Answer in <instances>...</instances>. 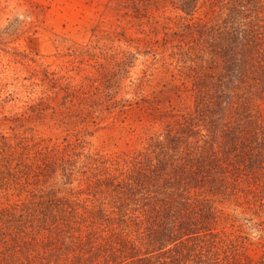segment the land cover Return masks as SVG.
<instances>
[{
	"label": "trees",
	"instance_id": "16d2710c",
	"mask_svg": "<svg viewBox=\"0 0 264 264\" xmlns=\"http://www.w3.org/2000/svg\"><path fill=\"white\" fill-rule=\"evenodd\" d=\"M114 3L79 66L0 100V264H264V0Z\"/></svg>",
	"mask_w": 264,
	"mask_h": 264
},
{
	"label": "rangeland",
	"instance_id": "374dc122",
	"mask_svg": "<svg viewBox=\"0 0 264 264\" xmlns=\"http://www.w3.org/2000/svg\"><path fill=\"white\" fill-rule=\"evenodd\" d=\"M118 1L124 0H0V100H9L5 114L21 112L40 98L47 72L64 75V68L79 66L76 51L94 47L96 31L115 27L119 18L110 8ZM146 21L131 18L125 27L134 32ZM111 134L99 132L94 147L116 150Z\"/></svg>",
	"mask_w": 264,
	"mask_h": 264
}]
</instances>
